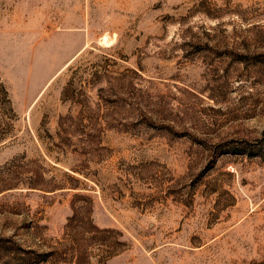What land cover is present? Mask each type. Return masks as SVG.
I'll list each match as a JSON object with an SVG mask.
<instances>
[{
    "label": "rangeland",
    "instance_id": "rangeland-1",
    "mask_svg": "<svg viewBox=\"0 0 264 264\" xmlns=\"http://www.w3.org/2000/svg\"><path fill=\"white\" fill-rule=\"evenodd\" d=\"M260 146L264 0H0V264H264Z\"/></svg>",
    "mask_w": 264,
    "mask_h": 264
},
{
    "label": "trees",
    "instance_id": "trees-1",
    "mask_svg": "<svg viewBox=\"0 0 264 264\" xmlns=\"http://www.w3.org/2000/svg\"><path fill=\"white\" fill-rule=\"evenodd\" d=\"M246 146L247 145L243 144V146H238V148H231L230 150L234 154H242V153H246V151H247L246 150L247 149ZM260 147L264 148L263 146H260ZM23 254L24 255L22 257H25V259L27 261H29L30 264H40V263H43V262H47L54 255V253H50V254H36L34 252H31V251L23 252ZM79 258H80V256L76 255V264H79Z\"/></svg>",
    "mask_w": 264,
    "mask_h": 264
}]
</instances>
